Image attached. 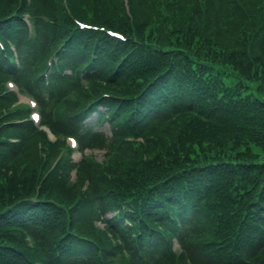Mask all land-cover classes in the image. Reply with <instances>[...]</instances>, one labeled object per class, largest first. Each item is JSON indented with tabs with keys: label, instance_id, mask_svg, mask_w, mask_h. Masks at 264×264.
<instances>
[{
	"label": "trees",
	"instance_id": "obj_1",
	"mask_svg": "<svg viewBox=\"0 0 264 264\" xmlns=\"http://www.w3.org/2000/svg\"><path fill=\"white\" fill-rule=\"evenodd\" d=\"M67 6L0 0V264H264V0ZM6 79L103 162L84 158L75 182L64 158L47 174L59 146Z\"/></svg>",
	"mask_w": 264,
	"mask_h": 264
},
{
	"label": "rangeland",
	"instance_id": "obj_2",
	"mask_svg": "<svg viewBox=\"0 0 264 264\" xmlns=\"http://www.w3.org/2000/svg\"><path fill=\"white\" fill-rule=\"evenodd\" d=\"M62 2L64 1V0H61ZM122 2H123V4H124V6L126 5V2H127V0H122ZM22 103H26V104H29V105H31L32 104V102L29 100V99H22ZM32 106H34L33 104H32ZM31 106V107H32ZM33 108V107H32ZM34 111H37L38 112V110H34ZM93 118V120H94V118H95V116H93L92 117ZM101 130L102 131H105L107 134H109V129H108V125H104V126H102L101 127ZM88 155H90L91 156V154L95 157V158H97V160H101L102 159V155H103V153L102 152H100V151H96V152H90V151H87L86 152ZM73 157L76 159V160H79L80 159V155L78 154V153H74L73 154Z\"/></svg>",
	"mask_w": 264,
	"mask_h": 264
},
{
	"label": "bare ground",
	"instance_id": "obj_3",
	"mask_svg": "<svg viewBox=\"0 0 264 264\" xmlns=\"http://www.w3.org/2000/svg\"><path fill=\"white\" fill-rule=\"evenodd\" d=\"M103 155H104V159H105V154H107V151H102ZM108 162H111V160H107Z\"/></svg>",
	"mask_w": 264,
	"mask_h": 264
}]
</instances>
